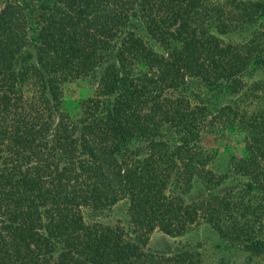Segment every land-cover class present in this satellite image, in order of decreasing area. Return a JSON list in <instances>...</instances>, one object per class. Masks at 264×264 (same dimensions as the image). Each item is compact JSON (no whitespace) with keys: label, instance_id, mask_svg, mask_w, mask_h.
Wrapping results in <instances>:
<instances>
[{"label":"trees","instance_id":"16d2710c","mask_svg":"<svg viewBox=\"0 0 264 264\" xmlns=\"http://www.w3.org/2000/svg\"><path fill=\"white\" fill-rule=\"evenodd\" d=\"M0 5V264H196L147 243L202 222L264 253L201 144L235 126L264 67L263 1ZM250 25L243 44L222 38ZM75 80L96 86L78 116L63 105ZM262 177L242 193L264 196Z\"/></svg>","mask_w":264,"mask_h":264},{"label":"rangeland","instance_id":"374dc122","mask_svg":"<svg viewBox=\"0 0 264 264\" xmlns=\"http://www.w3.org/2000/svg\"><path fill=\"white\" fill-rule=\"evenodd\" d=\"M260 29L264 31V28ZM254 30H258V26L250 25L247 30L243 27L237 28L222 38L226 43L243 44L253 37ZM246 81L248 99L241 103L239 114L231 118V121H237L235 126L226 129L220 136L215 133L201 134L204 137L201 144L204 149L209 150L212 157L209 168L215 171L217 181L222 179L220 189L225 196L234 200L242 198L239 201L245 213L242 215L236 212L235 216L239 217L236 222L240 226L248 225L253 236L261 238L264 236V214L261 213L264 196H253L250 199L242 190L253 175L262 177L264 174V67ZM250 87L253 88L249 89ZM95 92L96 86L87 80L66 83L63 90L65 110L70 115L78 116L81 114L83 101L92 98ZM248 204L251 207L253 204L255 210L251 211L250 207L247 211ZM245 241V238L240 242L233 241L229 236L221 235L208 223L202 222L178 237L156 230L149 237L147 247L161 252L187 246L198 255L196 264H264V253H255L246 248Z\"/></svg>","mask_w":264,"mask_h":264},{"label":"water","instance_id":"95a60500","mask_svg":"<svg viewBox=\"0 0 264 264\" xmlns=\"http://www.w3.org/2000/svg\"><path fill=\"white\" fill-rule=\"evenodd\" d=\"M264 2V0H262Z\"/></svg>","mask_w":264,"mask_h":264}]
</instances>
